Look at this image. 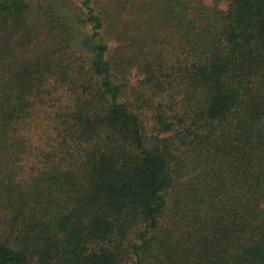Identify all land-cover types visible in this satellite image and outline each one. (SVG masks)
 <instances>
[{
    "label": "trees",
    "instance_id": "1",
    "mask_svg": "<svg viewBox=\"0 0 264 264\" xmlns=\"http://www.w3.org/2000/svg\"><path fill=\"white\" fill-rule=\"evenodd\" d=\"M0 264H264V0H0Z\"/></svg>",
    "mask_w": 264,
    "mask_h": 264
},
{
    "label": "rangeland",
    "instance_id": "2",
    "mask_svg": "<svg viewBox=\"0 0 264 264\" xmlns=\"http://www.w3.org/2000/svg\"><path fill=\"white\" fill-rule=\"evenodd\" d=\"M81 1L82 0H67V1H64V0H58V3L60 4V6H63V4H66L70 7H72L73 9H76L78 7L81 6ZM106 0H102V2H104ZM223 8H226L227 5H223L222 6ZM133 19H136V18H139V16L137 14L133 15L132 16ZM108 43L110 45V48L111 50H115L117 47H118V44L115 40H111V39H108ZM129 44L128 42H125L124 45H127ZM141 77L136 73V72H133L132 76H131V86L134 87V88H137L138 87V84H139V81H140Z\"/></svg>",
    "mask_w": 264,
    "mask_h": 264
}]
</instances>
